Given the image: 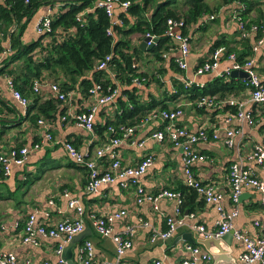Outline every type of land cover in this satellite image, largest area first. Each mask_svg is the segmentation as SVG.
<instances>
[{
    "label": "crops",
    "instance_id": "obj_1",
    "mask_svg": "<svg viewBox=\"0 0 264 264\" xmlns=\"http://www.w3.org/2000/svg\"><path fill=\"white\" fill-rule=\"evenodd\" d=\"M65 1V0H62ZM62 4V3H61ZM57 5H60L58 2ZM211 6H214L210 4ZM238 3H223L216 13L215 20H209L205 25L197 23H188L186 34L190 40V52L187 56L188 68L186 75L194 78L200 87L213 77V73L193 75V70L198 64L203 62L206 54L210 51L211 43L216 39L223 37L228 46L240 48L239 29L236 23L231 19V13L236 9ZM264 8V3L262 4ZM46 5L39 6L33 15L31 27H26L21 35L23 42L35 40L38 36L35 31V22L41 13L46 12ZM255 12H251L254 16ZM27 26V25H26ZM131 41L135 45L141 42V34H131ZM172 40H169L167 48L170 55L175 57L179 51L173 46ZM226 44L218 48L226 49ZM264 46V43L263 45ZM261 46V47H262ZM148 51V50H147ZM225 51V50H224ZM263 52V48L256 53L257 57ZM146 52L145 58L139 59L143 69L148 70L154 62L151 56ZM219 70H222L230 63V60L222 53L220 57ZM156 63V62H155ZM157 64V63H156ZM154 64V65H156ZM15 65V63H14ZM153 65V66H154ZM160 65V63H158ZM167 67L165 78H170L175 74L178 78L183 73L180 69L176 71L170 67V61L163 63ZM257 72L261 79H264V57L257 59ZM163 75V76H164ZM221 76V75H216ZM226 76H224L225 78ZM170 81H162L164 85L156 82L146 85L141 91L144 100L153 96L156 99L164 100L168 105L174 106L180 104L183 108L182 115L177 118L176 123L192 129L199 125H205L207 130L215 129L219 133L218 139L210 138L208 141H200L196 144V148L207 155V160L196 161L192 165V169L196 176L205 182L212 184L222 192V206L227 211L231 208L232 200L230 198L229 185V165L232 162L240 161L250 150L252 144L258 142L264 136V104L247 100L243 105V109L251 112L254 118L253 124L245 122H223L224 112L213 111L208 109L199 110V107L193 105V100L186 97L167 98L165 88H170ZM42 96L39 99L43 101L46 96L54 95L49 85L42 84L40 91ZM228 95H234L238 100L244 101L249 98L247 86L239 92H229ZM52 96V95H51ZM33 98L29 96L32 103ZM71 101V109L78 112L86 108L88 102L80 100L74 96ZM39 101V102H40ZM62 103H65L64 101ZM0 146L7 148L10 145L23 143L28 146L39 141L45 129L44 124L38 121L32 122L29 118L30 114L35 112L27 111L24 113L17 100H15L8 88L6 79L0 74ZM117 104L112 102L101 105L95 114V120L104 121L105 118H115L114 114ZM146 114V113H145ZM144 114V115H145ZM50 129L54 139L52 141L45 140L37 149H31L29 157L23 165L13 164L11 171L7 176L0 177V249L10 250L16 253L19 259L28 258L26 264H41L45 259L55 263L58 258L56 254V244L58 241L52 237L44 236L39 238L37 244L22 243L21 235L25 220L30 210L34 208H45L47 214H40L39 219L45 218L47 221L62 219V217L72 216L74 209L68 207V198L63 194V189L70 191L71 196L79 197L86 210L84 215V231L85 235L76 240L72 244V255L70 259L64 255V245L62 255L66 259V264H80L79 254L81 245L86 240H90L93 246L94 259L97 262L110 261L116 259V246L111 235L103 236L98 234L92 227L91 221L87 215L88 211H109L114 210L118 206L128 209V215L118 220L114 224V232L122 230L125 223L138 224L136 233L133 237V247L127 250L121 257L124 264H152L156 258L162 260L163 264H179L182 259L190 258V251L187 249V243L197 244L201 252H207L211 255V259L204 261L198 259L196 264H230L238 261V255L244 248V243L234 235L235 229L247 230L251 235H258L264 229V203L262 194L251 186H246L240 194L238 201L234 204L238 206L239 212L233 218V228L229 232L209 241L202 242L201 237L195 230L189 227L193 223H201L208 230L215 229V220L218 216L216 207L210 203L204 202L197 193L191 201L183 194L184 202L188 205L183 207L184 223L179 225L174 234L163 240L161 238L151 241L150 236L153 229L163 230L166 227V215L173 216L175 201L167 197H161L158 200L159 211H153L149 201L135 202L136 190L133 185L123 188L119 183H107L99 187L98 194L91 195L84 191V185L87 180L88 172L86 167L79 163H75L67 154L64 142L69 141L81 150L89 149L90 152L97 150L107 140L108 131H104L102 135L96 132H89L80 126H76L71 122L49 119ZM53 118V117H52ZM163 121H152L136 128L134 137L138 141H143L142 146L136 143H122L117 146L120 156L124 163L135 165L142 159L145 154L154 156L153 162L148 166L140 177V182L151 193H156L160 188L178 189L179 183H183L182 174V155L183 152L178 146H173L165 140H158L152 136V131L157 123ZM228 125L235 127L240 126L242 136L235 138L232 146H225L222 140L226 137L225 128ZM159 127V126H158ZM106 159L101 160V164L105 165ZM242 168L251 169L254 174L264 177V170L254 161L244 158L240 161ZM182 191V190H181ZM183 193V192H182ZM52 198L54 204L48 206V199ZM183 202V204H184ZM191 208V209H190ZM146 221L148 226H141L140 223ZM257 221L259 224H254ZM82 230V231H83ZM81 233V232H80ZM79 234V233H78ZM224 254L225 258L213 259L215 254ZM227 256V258H226ZM235 257V261L233 259ZM71 262H70V261ZM227 260V261H226ZM239 262V261H238Z\"/></svg>",
    "mask_w": 264,
    "mask_h": 264
},
{
    "label": "built area",
    "instance_id": "obj_2",
    "mask_svg": "<svg viewBox=\"0 0 264 264\" xmlns=\"http://www.w3.org/2000/svg\"><path fill=\"white\" fill-rule=\"evenodd\" d=\"M58 2L60 5H57ZM116 0H96L94 3L95 7L102 9L108 16L110 21V26L107 29L108 35H113L115 24L121 22V19L115 13ZM62 0H57L54 4H47L46 12L41 13L34 26L35 31L39 33L51 31L52 25L51 20L53 15L62 7ZM120 5L126 10L130 6L128 0L121 1ZM244 7V4H240L231 13V19L235 21L236 27L239 29V36L245 37L250 34V31L246 28L245 21L241 19L240 11ZM216 17V13L209 14L204 19L201 20L200 25H205L209 20H213ZM168 28L166 35L172 44L178 48V55L175 57L179 69L183 72L179 76V80L182 81L184 87H188L192 83L197 85H202L194 80L193 77L186 75L188 68L187 56L190 52V40L188 34H183L181 32V27L184 26V22L179 19L176 20L172 17H168ZM254 28V27H253ZM60 29V28H59ZM262 34L257 40L253 42L252 51L253 54L245 56L243 61L238 60L237 52L230 51L225 53V57L230 60V63L225 66L224 69L219 70L218 66L220 63V57L224 52L222 48H215L210 50L206 54V59L198 64L193 70V75H201L207 73H213L214 75L229 76L232 69L245 70L247 77L242 78L243 83L246 84L248 88L249 98L244 101L238 100L234 95H228L225 98L219 97L216 94H205L201 95L193 100V105L196 107H208V108H221L224 104L229 103L230 105H236L235 112L227 109L224 111L223 122L232 123L236 122H247L248 124H253L254 118L251 112L243 109V105L247 100L255 101L260 104H264V82L261 81V77L258 74L255 64L256 57L255 54L259 51L264 43V21L261 25ZM144 37H148L147 45H154L157 41L155 35L152 33H146ZM50 38L45 37L42 42L46 43ZM171 48V47H169ZM10 46H6L2 49L0 53V59L7 56L11 52ZM168 55V50L163 51V56ZM110 55H106L97 65V68H107L108 60ZM165 78V77H164ZM239 78V77H238ZM8 88L11 92L12 97L17 100L21 109L23 108L24 113L27 111L28 105L30 104L29 97L21 93L11 80V77L5 75ZM145 78L133 77V82L137 86H141ZM170 78H165L164 81H170ZM33 89L36 92L40 91L42 84H47L52 89L54 95L57 99L63 100L67 108L65 112L61 114V120L65 122H71L76 126H80L85 130L93 133V124L95 121V114L97 109L101 105L112 102L115 95L120 91L118 85H116L110 92H104L102 90L101 84L97 83L95 86L89 89V99L88 105L85 109L78 112H74L71 107V101L73 100L74 92H64L59 83L51 82L46 79L38 81L34 80ZM170 87L172 93H176L177 89L170 82ZM183 113L182 106L178 103L169 108H153L148 111L140 120L134 125H126L124 123H118L114 128L113 126H108V132H110L109 138L103 143L97 150L90 152L89 149L81 150L77 148L74 144L69 141L64 142V147L69 154L70 158L77 164L81 163L86 167L88 172L87 181L84 185V191L86 193L95 195L98 194L99 187L107 183H119L123 188H128L133 185L136 190L135 202H142L147 200L150 202L153 211L158 212V200L161 197H167L175 201L174 214L166 215L165 224L166 227L163 230L153 229V233L150 236L151 241H155L157 238L163 240L171 237L177 230L179 225L184 223L183 220V202L184 197L180 189H167L160 188L156 193H151L144 188L140 182V177L145 172L146 168L150 166L153 162L154 156L150 154H145L140 161L135 163V165H129L124 163L118 145L122 143L134 144L138 146L143 145V141H138L134 137V132L137 127L143 124L150 123L152 121H163V124L152 131V136L160 141L165 140L173 146H178L183 152L182 155V174H183V184L189 188L195 189L197 195L204 200V202L210 204L212 203L218 212V216L215 220V229L208 230L205 225L201 223H193L189 227L191 230H195L201 237L211 238L219 237L233 228V218L237 216L239 209L234 203L238 201L240 194L246 186H251L258 190L263 196L264 203V177H257L251 169L242 168L240 161L244 158L254 161L260 168L264 170V136L258 142L252 144L250 150L246 155L241 158L240 161L232 162L229 165V185L230 198L232 200L231 208L225 210L222 206L223 195L222 192L217 189L212 182H205L200 179L194 173L192 165L196 161L207 160V155L199 151L196 148V144L200 141H208L210 138L218 139L219 133L215 129L211 131L207 130L205 125H199L197 128L192 129L183 125L176 123L177 118H179ZM48 120V119H47ZM46 118L38 119L39 124H44V128L47 129L43 132L42 137L39 141H34L31 146L23 144L18 146L16 144L10 145L7 148L0 146V177L9 175L11 167L13 164L23 165L24 162L29 157L31 149H37L41 144L47 140L52 141L54 137L49 131L50 125ZM226 137L222 140L225 146H232L235 143L236 136H242L241 127H235L228 125L225 128ZM106 159L107 163L105 165L101 164L102 159ZM63 194L67 196L68 207L74 209L75 212L72 216L62 217V219H55L47 221L45 218L39 219L40 214L44 213L48 215V211L45 208H34L30 210L28 216L25 220L23 234L21 235L22 243H33L37 244L39 238H44V236L52 237L58 241L56 244V254L58 255L57 260L53 264H66V259L62 255L64 245L71 241L73 237L80 233L84 229V215L86 210L79 197L71 196L70 191L63 189ZM54 200L52 198L48 199V206L53 205ZM87 215L91 221L92 227L95 228L98 234L103 236L111 235L116 246V259L114 262L110 261H100L97 262L94 259L93 246L90 240H86L80 248V264H124L121 260L122 255L129 249L133 247V237L136 233L138 224L125 223L123 229L114 232V224L118 220L123 219L128 215V209L125 207L118 206L114 210L109 211H88ZM254 224H259L257 221ZM141 226H148L146 221L140 223ZM234 235L244 243V248L238 255V264H264V229L258 235H251L249 231L242 229H235ZM187 249L190 251V258L182 259L179 264H196L198 259L208 261L211 259V255L207 252H201L200 247L197 244L187 243ZM28 258L19 259L16 253L10 250L0 249V264H26ZM152 264H163L162 260L156 258L151 262ZM41 264H52L51 261L45 259Z\"/></svg>",
    "mask_w": 264,
    "mask_h": 264
},
{
    "label": "trees",
    "instance_id": "obj_3",
    "mask_svg": "<svg viewBox=\"0 0 264 264\" xmlns=\"http://www.w3.org/2000/svg\"><path fill=\"white\" fill-rule=\"evenodd\" d=\"M56 1L0 0V53L6 46H10L12 49L7 56L0 59V74L4 77L5 75L11 77L14 86L21 93L33 98V102L28 105L27 116L31 110H34L35 112L31 113L29 118L36 123L41 117L56 120V117L59 118L65 112L67 105L53 94L40 101L42 95L34 91V80L46 79L59 83L64 92L73 91L75 98L86 101L89 99V89L97 83L101 84L102 90L106 93L118 85L120 91L114 98V103L117 104L115 118L109 117L104 121H94L93 130L100 135L108 130V126L115 128L118 123L134 125L153 108H168V104L162 99L149 96L144 100L140 97L141 90L146 85L152 82L164 85L162 82L165 79L164 74L169 69L167 70V67L162 65L163 63H168L169 60V68L179 71L175 56L169 54L171 50L168 51L166 57L163 56V51H167L169 48L170 38L166 35L168 17L176 20L181 19L184 22L181 32L186 34L188 23L200 25L202 19L216 11L218 13L220 7L214 10L206 0H183L184 5L181 11L174 6L176 0H128L130 6L124 10L120 5L124 0H116L115 13L121 22L113 26V35H108L109 18L102 9L94 6L96 0H65L62 1V7H59L53 15L51 31L37 34L35 40L23 42L20 37L39 6L54 4ZM225 1H228L227 4L238 3V6L244 4L242 10L239 9V16L245 21L250 34L243 38L240 37V51L236 47L228 46L223 37L216 38L209 49L213 50L226 44L223 53L237 52L238 60L243 61L245 56L253 54V42L262 34L261 25L264 21L262 4L264 0ZM252 11L255 12L254 16H251ZM215 19L216 17L213 20ZM133 33L141 34V38L146 33H152L157 42L148 51H144L131 41L130 36ZM45 37L50 39L43 43L42 40ZM261 48H263V52L259 58L258 54H255L256 64L257 59L261 60L264 57V46ZM146 52L151 56V60L148 62H154L148 70L142 68L141 60H139L146 57L144 55ZM108 54L110 59L107 62V68H97L100 60ZM256 69L258 68L256 67ZM135 76L145 78L141 86H137L133 82ZM170 77L177 92L172 93L171 87L165 88L164 92L167 98L186 97L194 100L205 94H216L225 98L229 92H239L246 87L241 78L232 76L224 78V76L213 75L202 87L196 83L184 87L182 81L175 74ZM261 81L264 82V79ZM2 107L1 104L0 112ZM205 109L207 108L199 107V110ZM227 109L235 112L236 105L226 103L221 108H211L210 110L224 112ZM162 124L163 122L157 123L155 128ZM111 134L108 132L107 139ZM177 188L182 190L189 201L196 196L195 189L189 188L183 183H179ZM184 205L186 206L188 203L184 202L183 207Z\"/></svg>",
    "mask_w": 264,
    "mask_h": 264
},
{
    "label": "water",
    "instance_id": "obj_4",
    "mask_svg": "<svg viewBox=\"0 0 264 264\" xmlns=\"http://www.w3.org/2000/svg\"><path fill=\"white\" fill-rule=\"evenodd\" d=\"M148 37H143L140 41V43H139V47L142 49V50H144V51H147V50H149L150 49V47H152V44H150V46H148L147 45V42H148ZM229 76H232V77H239V78H244V77H247L248 75H246V71L245 70H238V69H232L231 70V72H230V74H229ZM85 235V231L83 230V231H81V233H79V234H76L74 237H73V239L65 246V249H64V255L66 256V257H68L69 259H70V257H71V255H72V244H73V242L74 241H76V240H78V239H80L82 236H84ZM212 238H217V237H212L211 236V238H203V240H202V242H204V241H209V240H211ZM222 255H224V254H220V252H219V254H215V255H213V259L214 260H218V258H225L224 256H222ZM226 258H227V256H226ZM233 259H234V261H235V257H233ZM70 261V260H69ZM227 261V260H226ZM71 262V261H70ZM230 264H232V263H230ZM233 264H238V261H235Z\"/></svg>",
    "mask_w": 264,
    "mask_h": 264
},
{
    "label": "rangeland",
    "instance_id": "obj_5",
    "mask_svg": "<svg viewBox=\"0 0 264 264\" xmlns=\"http://www.w3.org/2000/svg\"><path fill=\"white\" fill-rule=\"evenodd\" d=\"M206 1L209 2L210 4L214 5V6H212L214 10H216L215 8H217V7L221 6V5H223V3L228 2V1H225V0H206ZM230 3H231V2H230ZM230 3H228V4H230ZM183 5H184L183 0H176V1H175V4H174V6H175L177 9L181 10V11H182V9H183ZM32 20H33V19H31V20L28 22V24H27V28H28V27H31L30 25H31V23H32ZM27 28H26V29H27ZM110 68H111V67H110Z\"/></svg>",
    "mask_w": 264,
    "mask_h": 264
}]
</instances>
